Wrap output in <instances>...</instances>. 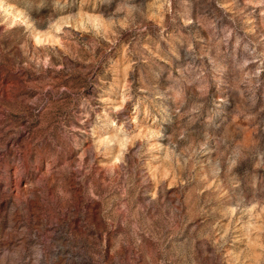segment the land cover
<instances>
[{"label": "rangeland", "instance_id": "rangeland-1", "mask_svg": "<svg viewBox=\"0 0 264 264\" xmlns=\"http://www.w3.org/2000/svg\"><path fill=\"white\" fill-rule=\"evenodd\" d=\"M0 264H264V0H1Z\"/></svg>", "mask_w": 264, "mask_h": 264}, {"label": "bare ground", "instance_id": "bare-ground-1", "mask_svg": "<svg viewBox=\"0 0 264 264\" xmlns=\"http://www.w3.org/2000/svg\"><path fill=\"white\" fill-rule=\"evenodd\" d=\"M0 3H1V0H0ZM13 17V16H12Z\"/></svg>", "mask_w": 264, "mask_h": 264}]
</instances>
